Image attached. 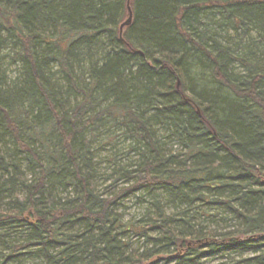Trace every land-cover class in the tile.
<instances>
[{"label": "trees", "instance_id": "obj_1", "mask_svg": "<svg viewBox=\"0 0 264 264\" xmlns=\"http://www.w3.org/2000/svg\"><path fill=\"white\" fill-rule=\"evenodd\" d=\"M128 197L146 208L125 221ZM0 243L264 264V0H0Z\"/></svg>", "mask_w": 264, "mask_h": 264}, {"label": "rangeland", "instance_id": "obj_2", "mask_svg": "<svg viewBox=\"0 0 264 264\" xmlns=\"http://www.w3.org/2000/svg\"><path fill=\"white\" fill-rule=\"evenodd\" d=\"M167 147H172L174 149H179L177 144L174 141L168 143ZM110 147H104L98 150L95 154L98 167L100 168V172H106L107 175L102 177L100 181L97 182L99 189L101 190H109V183L111 182L110 178H108L109 169L108 163L106 162L107 156L110 154ZM146 208V204H141L136 198L128 197L124 199L118 206V212L122 215L123 220H135L138 219L141 214L144 212ZM128 240L131 241V245L133 249L139 250L140 252L145 249V244L143 241H138L135 238L131 239L128 237ZM28 250V249H27ZM8 251H3L1 249L0 243V263L4 261V255ZM238 260V255L231 253H224L218 255H211L202 258L197 264H236ZM2 264H43L42 260L38 257H34L33 254L23 255L17 259H8L2 262ZM159 264H164V261H161Z\"/></svg>", "mask_w": 264, "mask_h": 264}, {"label": "water", "instance_id": "obj_3", "mask_svg": "<svg viewBox=\"0 0 264 264\" xmlns=\"http://www.w3.org/2000/svg\"><path fill=\"white\" fill-rule=\"evenodd\" d=\"M128 11H129V16H128V18L120 25V33H121V31H122V28L124 27V26H127L129 23H130V21H131V11H130V8H128Z\"/></svg>", "mask_w": 264, "mask_h": 264}]
</instances>
